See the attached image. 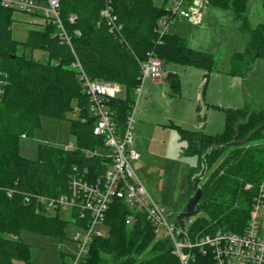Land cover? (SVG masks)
<instances>
[{
    "label": "trees",
    "instance_id": "1",
    "mask_svg": "<svg viewBox=\"0 0 264 264\" xmlns=\"http://www.w3.org/2000/svg\"><path fill=\"white\" fill-rule=\"evenodd\" d=\"M110 2L115 19L109 21L102 11ZM167 0H163L165 2ZM264 8V0H260ZM207 5L231 13L246 36V46L230 54L228 73L242 77L254 59H264V23L250 27L244 15L247 0H206ZM15 10L0 6V264H32L30 246L21 232L53 237L62 242L66 226H84L74 214L68 221L34 203L35 195L51 198L67 191L70 168L86 169L100 176L107 168V158L91 154L103 147L93 135L89 99L78 71L71 67L78 60L91 81L119 84L123 94L109 102L113 121L122 128L123 120L134 102L139 86L140 63L150 53L158 56L163 67L180 64L199 67L204 77L215 68L211 53L195 50L179 34L160 35L159 20L166 14L163 5L153 0H59V17L70 36L71 46L60 44L55 29L49 25L27 31L24 43L12 39L10 27ZM74 16L73 22L69 17ZM78 32V34L76 33ZM21 45L40 51L43 61L18 54ZM57 62L55 65L54 63ZM164 69V68H163ZM172 75L168 74L167 78ZM177 79L172 84H176ZM206 82V81H205ZM178 86V85H177ZM175 85L172 88L177 89ZM77 109V111H75ZM74 110L78 119L70 120L75 149L37 146L35 159L19 154L21 138H29L40 126L43 116L65 119ZM199 111V107L197 108ZM80 118L85 121L81 122ZM204 114L198 116L202 121ZM220 133L207 134L201 129L179 128L184 153L196 156V164L187 173L189 194L191 178L206 166L198 182L201 193L194 214L186 227L191 243L216 230L240 233L250 216L253 198L264 182V108L248 107L224 111ZM234 139V144L226 145ZM89 151L91 153L86 154ZM8 193H11L9 196ZM29 195L30 203L23 202ZM131 208L121 199H113L105 214L106 236H92L80 264H179L168 238H158L141 211H135L125 223ZM188 264H215L208 247H192Z\"/></svg>",
    "mask_w": 264,
    "mask_h": 264
},
{
    "label": "rangeland",
    "instance_id": "2",
    "mask_svg": "<svg viewBox=\"0 0 264 264\" xmlns=\"http://www.w3.org/2000/svg\"><path fill=\"white\" fill-rule=\"evenodd\" d=\"M153 1L155 5H163L165 8L171 5V0ZM244 14L250 27L264 23V8L260 0H247ZM34 18L41 22L40 17L15 11L10 27L12 39L24 43L27 31L40 27L32 24L36 20ZM170 23L169 32L172 31L184 37L189 47L211 53L217 69L220 70L228 66V55L232 51H241L246 46V36L239 30L240 23L236 22L227 10L206 4L200 23L193 24L181 17H173ZM17 53H23L34 60L43 61L45 59L40 51H31L21 45L18 46ZM172 66L184 80L185 76L181 69L185 66L171 64L169 65L171 71H173ZM207 77L209 78L208 75ZM223 80L225 87L211 98L217 101L214 106L204 105L200 97L199 105L203 114L206 113L203 119L213 122L214 127L210 131L215 134L222 131L218 123L220 119H224L225 109L248 107L252 111H258L264 108V59L252 60L241 79H231L237 80L239 85L235 83L229 86L227 79ZM209 83L208 95L210 87L213 93H215L214 87H219V76H211ZM142 88L138 98L136 93L133 94L136 102L133 124L134 148L140 159L132 161L131 167L152 199L165 211L175 216L185 207L191 196L186 175L196 164V156L186 155L183 151L185 144L180 139L178 131L180 126L177 122L179 119L187 122L190 120L188 112L190 97L185 94L183 97H166L160 89H157L152 99L144 100L145 90L144 87ZM187 91L189 92L187 88H183V93ZM191 115H193L192 110ZM65 117L61 120L41 117L40 126L33 135L20 139V156L35 159L39 144L59 148H65L71 144L75 147L70 133V120L78 119L79 113L72 110ZM99 152L101 153L102 150L99 149ZM50 213H58L61 219L70 220L68 209L56 212L52 207ZM199 215L201 212L194 214V217ZM95 228L101 232L102 236L108 233L104 225L97 224ZM81 232L77 226L68 223L66 238L62 242L53 237L26 231L21 232V239L30 246L32 264H73L77 248L72 238Z\"/></svg>",
    "mask_w": 264,
    "mask_h": 264
},
{
    "label": "built area",
    "instance_id": "3",
    "mask_svg": "<svg viewBox=\"0 0 264 264\" xmlns=\"http://www.w3.org/2000/svg\"><path fill=\"white\" fill-rule=\"evenodd\" d=\"M206 4V0H172L171 5L165 8V16L158 23V33L162 35L167 32L173 17L188 19L193 24L200 23ZM0 6L40 17L41 22L34 18L36 20L32 24L53 27L60 44L71 46L70 36L59 17V0H0ZM101 15L109 21L115 19L110 2L106 4ZM74 20V16L69 17L70 22ZM54 64L56 65L57 62ZM71 67L78 71L79 81L89 99L88 112L93 120L92 133L103 142V147L95 149L92 153L87 151L86 154L103 156L109 161L100 176H93L86 169L79 170L76 165L72 166L65 193L51 198L35 195L34 203L48 212L52 207L56 212L68 209L70 218L71 214H74L78 221L84 222V226H78L82 232L72 238L77 248L73 264L79 262L87 252L90 237L102 235L95 226L103 225L105 214L113 199H121L131 208L132 213L127 215L125 223L132 221L135 211L145 214L155 235L171 241L173 254L178 258L179 264H188L193 260L194 254L189 251L192 247L200 249L208 247L215 264H264V182L258 186L249 219L242 232L216 230L214 233L204 234L199 240L191 243L186 227L191 223L192 218L185 219V217L183 218L185 231L181 237H178L180 229L174 220L175 216L152 199L131 167V162L139 159L133 137L136 102L132 103L123 120L122 128H119L113 121L114 112L109 108V102L123 94L122 87L114 82L89 80L76 59ZM164 74L161 59L150 53L140 63V82L135 90L137 98L145 79L159 81ZM2 82L3 79L0 77V85ZM80 120L85 121L84 118ZM65 149L71 151L75 147L69 144ZM99 149L102 150L101 153ZM8 195L10 196L11 193ZM30 200L29 195L23 196L24 203L29 204Z\"/></svg>",
    "mask_w": 264,
    "mask_h": 264
},
{
    "label": "crops",
    "instance_id": "4",
    "mask_svg": "<svg viewBox=\"0 0 264 264\" xmlns=\"http://www.w3.org/2000/svg\"><path fill=\"white\" fill-rule=\"evenodd\" d=\"M171 3H172V0H171ZM160 21H161V19L159 20V22ZM168 29H169V26H168ZM167 32H169V31L167 30ZM170 33H174V32L170 31ZM174 34H177V33H174ZM232 52H234V51H232ZM230 54L228 55V66L226 68L224 67L220 70V69H217L216 64H215V68L207 74L209 76V78L204 77L205 71L202 68L182 65V66H185V68L181 69L182 73L185 76V79L182 80L181 75L177 71H175L173 66H172L173 71L169 70V65H171V64L165 65L163 67L165 74L161 80L152 81L149 79H145L142 82L141 90L143 89L142 87H144V90H145L144 100H147L148 98L152 99L157 89H160L163 92L164 96H166V97H177V96L183 97V95L185 94L186 96L190 97V99H188L190 101V109L188 111L190 120L188 119L189 121L187 122V121L182 120V119H179V120L176 119L179 126H180V127L179 126L178 127L180 129L187 128V130L201 129L205 133L215 134V133H211V131H210L214 127L213 122L208 121L207 119H203L204 121H200V122L198 121V116L203 115V111L201 110V107L199 105L201 102L200 97H201L204 105L214 106L217 101H215L214 99H211V98L213 96H215L216 94H218V91L220 89H223L225 87L224 80H223L224 78L227 79L229 86H232L235 83L238 84L237 80H231V79H234V78L241 79V77L232 76L231 74L228 73L229 66H230V64H229ZM178 65H180V64H178ZM168 74H170L172 76L167 78ZM216 75L219 76V87H217V86H216L217 88L214 87L215 93H213V89L210 87L209 95H208L207 89L210 86V83H209L210 77L216 76ZM187 77H189V78H187ZM175 78L177 79V82H176V84H172L173 80ZM172 85H173V87L175 85L176 86L178 85L177 89L173 90ZM183 88L184 89L187 88V90H189V92L187 91V93H183ZM166 90H168V91H166ZM196 104H198V105H196ZM198 107L200 109L199 111L197 110ZM191 110H192L193 115H191ZM205 115H206V113H204V116ZM194 117H196V119H194ZM223 120L224 119H220V122L218 123V124H220L221 128H223V123H224ZM140 157H141V155H140Z\"/></svg>",
    "mask_w": 264,
    "mask_h": 264
},
{
    "label": "water",
    "instance_id": "5",
    "mask_svg": "<svg viewBox=\"0 0 264 264\" xmlns=\"http://www.w3.org/2000/svg\"><path fill=\"white\" fill-rule=\"evenodd\" d=\"M234 139H235V137H233V140H231L230 142H228L226 145H224L222 147L234 144L235 143ZM205 173H206V166H205L204 160L202 159L201 170L199 171V173L195 174L191 178V182H192L191 196H189L185 207L182 210H180L179 212H177L175 215L174 220L176 221V223L180 229L178 231V237H181L183 235V232L185 231V225L183 223V218L192 216L197 209L198 200H199L200 193H201V189H200L198 182L204 177Z\"/></svg>",
    "mask_w": 264,
    "mask_h": 264
}]
</instances>
